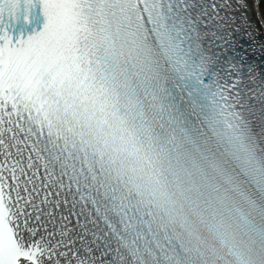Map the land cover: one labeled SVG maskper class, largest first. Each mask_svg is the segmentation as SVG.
<instances>
[{
    "label": "snow or ice",
    "instance_id": "snow-or-ice-1",
    "mask_svg": "<svg viewBox=\"0 0 264 264\" xmlns=\"http://www.w3.org/2000/svg\"><path fill=\"white\" fill-rule=\"evenodd\" d=\"M0 264H264V0H0Z\"/></svg>",
    "mask_w": 264,
    "mask_h": 264
}]
</instances>
